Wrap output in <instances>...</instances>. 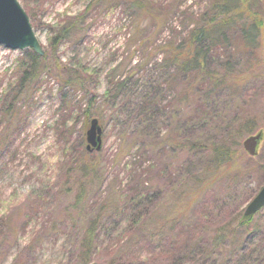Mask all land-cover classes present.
<instances>
[{
	"label": "rangeland",
	"instance_id": "obj_1",
	"mask_svg": "<svg viewBox=\"0 0 264 264\" xmlns=\"http://www.w3.org/2000/svg\"><path fill=\"white\" fill-rule=\"evenodd\" d=\"M17 1L48 56V70L41 74L33 93L17 103V122L4 136L6 125L0 120V141L7 140V146L0 154V215L20 219L19 213L23 212L24 217L19 223L27 230L20 241L35 243L33 256L25 261L21 258L18 264H70L77 233L86 226L100 203L105 199L114 200L117 206L120 203L117 209L122 212L129 208L128 197L135 192L143 191L150 201L146 208L147 224L155 214H171V219V216L182 213L183 219L176 221L186 226L190 217L200 209H210L222 203L229 204L230 213L242 214L250 197L264 182V140L257 147L255 158L240 146L242 153H237L235 158L238 172L225 174L227 178L218 176V183L204 190L197 201L184 196L185 192L191 191L192 175L204 164L209 146L221 140L235 119L249 115L259 120L264 116L262 65L257 69L256 77L246 74L244 66H238V73L245 75L242 89L231 94L220 91L214 104L203 105L202 113L198 112L203 108L202 96L199 97L198 93L187 98L177 112L179 92L185 91L186 86L197 91L194 83L199 82V78L193 76L173 83L167 75L163 77L158 70L154 72L158 76L155 80L168 90L165 102L161 103L166 112L158 121H154L151 113L149 116L153 120H146L145 113L142 122L136 112L124 111L126 107L119 102L124 96L135 101L133 91H122L115 101L110 97L111 87L119 80L124 79L131 87V81H127L131 73L137 83L145 80L149 73L139 69L142 62L161 58V54L154 58L152 49L185 38L196 16L208 5V0H139L149 11L142 19L139 17V21L127 7L129 0ZM255 1L256 4H251V11L257 13L263 25L259 58L264 65V4L261 0ZM90 4L94 6L90 7ZM81 13L85 15V21L79 35L63 40L53 48L50 39L55 30ZM30 51L0 47V96L6 85L18 78L19 67ZM53 60L63 65L79 63L83 71H87V76L83 75L86 80L69 84L68 75ZM135 63L138 64L136 68ZM91 99L94 105L90 113L101 116L104 123L101 126L102 148L90 155L99 166L103 181L84 207L73 211L70 207L72 195L64 192V171L76 157L75 144L78 145L82 137L85 146L83 134L88 124L84 128L83 112ZM185 136L205 145V151L191 152L172 147ZM243 168L250 174L242 178L247 174ZM231 175L238 179L231 183ZM254 218L264 224V208ZM115 223L124 225V219L112 216L111 220L101 223L98 248L91 264H106L113 257L111 252L103 249L113 240L119 239L118 246L124 240L129 244V239L121 231L115 233L112 229ZM210 228L207 225L205 236ZM189 237L173 233L167 236L178 247L175 255L185 254L181 247ZM134 246L122 250L124 255L121 256L127 259L120 261L121 264H171L166 255L150 256L149 245L139 238ZM13 255L14 251L5 264Z\"/></svg>",
	"mask_w": 264,
	"mask_h": 264
},
{
	"label": "trees",
	"instance_id": "obj_2",
	"mask_svg": "<svg viewBox=\"0 0 264 264\" xmlns=\"http://www.w3.org/2000/svg\"><path fill=\"white\" fill-rule=\"evenodd\" d=\"M208 2L206 8L196 16L185 38L179 42L169 41L168 45L163 47H155L152 49L154 58L159 54H161V58L154 61L149 58L144 64L142 62V67L138 66L140 70H146L149 73L145 80L137 83V79L133 80L134 73H131V76L127 77V81H131V87L124 79L117 81L111 87L112 101H115L124 90L133 91L136 95L135 101H129L127 100L129 98L124 96V100L119 102L126 107L124 111L128 112L131 109L136 112L142 122L145 113L146 120H153L149 116L151 113L154 121H158L166 112L161 103L165 102L168 90L155 80V78L158 79L157 73L154 75L156 70L162 73L163 77L167 75V79L173 83L180 79V82L184 81L189 76L199 78L197 80L199 82L194 83L197 91H193L192 86H186L185 91L179 92L177 112L184 106V101L195 93H198L199 97L202 96L201 105L203 106L204 104H214L220 91H228L230 94L240 91L245 80V75L238 73L237 67L240 65L247 69L246 74L256 77L257 69L261 65L264 68L262 59L259 58L263 25L257 13L251 11V4H256V1L208 0ZM127 3L131 14H134L138 21L139 17L142 19V16L148 15V7L142 1L129 0ZM92 6L94 5L90 4V7ZM84 21L85 15L81 13L70 19L68 23L60 25L50 39L51 46L55 48L61 41L78 36ZM47 60L46 53L40 57L30 51L26 60L19 67L18 78L9 82L2 91L0 120L6 125L3 136L5 133L11 132L17 122L19 115L17 103L33 93L36 86L39 85L41 74L48 70ZM54 60L58 62L56 57ZM136 65L138 64L135 63V68ZM57 66L68 75L69 84L78 83L77 80L80 83L87 78L83 76L84 74L87 76V71H83L79 63L69 62L63 65L59 62ZM140 85L141 87H138ZM175 85L173 89L177 87ZM127 86L130 88L128 89ZM136 90L139 92L138 94ZM93 105L94 100H88L83 112L84 128L92 118H96L100 126L104 125L101 116L93 112L90 113ZM202 109L204 106L198 112L202 113ZM169 113L175 114V112H167V114ZM261 118L256 120L254 117L245 115L235 119V123L227 128L221 140L209 146L204 164L196 174L192 175L191 191L185 192L184 197L190 196L188 197L190 200L197 201L204 190L208 189L210 185L218 183V176L229 172H238L239 168L235 165V158L237 153H242L240 150L242 138L260 131L262 133L260 144L264 140V116ZM189 121L190 119L185 123ZM187 132L188 130L184 131V135ZM6 142L7 140L0 141V154L2 149L7 146ZM75 146L77 158H72L64 171L66 178L64 192L72 195L70 207L73 211L78 210L81 206L83 208L94 194L95 188H99L103 181L99 166L92 160L91 154H88L84 149V138L82 137L78 145L76 143ZM203 146L205 145L185 136L172 147L178 150L200 152L205 151ZM248 174L250 173L247 171V174L242 178ZM222 177L227 178L226 175ZM231 179L232 183L238 178L231 175ZM39 192L41 194L43 189ZM128 201L129 208H124L122 212L117 209L120 203L117 206L114 200L105 199L100 203V207L87 221L86 226L77 233V243L69 259L70 264H91L93 262L98 248L101 223L104 220H111L112 216L124 219V225L115 223L112 229L115 233L121 231L124 237L129 239V244H126V240H124L122 245L118 246V239L115 242L113 240L107 247H103L106 252L113 254L106 264H121L120 261L127 259L121 256L124 255L122 250L135 247L134 243L137 238L149 245L150 256L166 255L171 264H264V224L256 221L255 215L245 219L243 211L242 214L239 212L230 213L229 204L222 203L214 205L215 207L210 209H200L192 216L193 218L190 217L191 220L186 226H181L176 221L183 219L182 213H177L176 217L171 216L170 219L169 212V215L155 214L153 218L148 217L151 221L147 224L145 222L147 219L146 208L150 201L145 197L143 191L133 193L128 197ZM174 212L176 213V210ZM19 214L22 219L24 213ZM20 219H11L10 216L0 215V264L7 263L8 256L12 251H14V255L8 264H18L21 258H24V261L29 260L35 252L33 241L29 240L25 243L20 241L21 235L27 230L25 225L19 223ZM207 225L211 226V231L205 236V232L208 231ZM172 233L190 235L187 240H184L185 243L181 247V252L185 253L181 255L182 257L175 255L178 247L167 238ZM145 258L148 259V257Z\"/></svg>",
	"mask_w": 264,
	"mask_h": 264
},
{
	"label": "water",
	"instance_id": "obj_3",
	"mask_svg": "<svg viewBox=\"0 0 264 264\" xmlns=\"http://www.w3.org/2000/svg\"><path fill=\"white\" fill-rule=\"evenodd\" d=\"M264 2V0H262ZM0 47L12 51L31 50L42 57L41 48L29 19L17 0H0ZM262 133L259 131L243 139L242 149L250 156L257 154ZM102 148V128L97 119L88 122L85 131V151L99 152ZM264 207V184L243 210V218L249 219Z\"/></svg>",
	"mask_w": 264,
	"mask_h": 264
},
{
	"label": "bare ground",
	"instance_id": "obj_4",
	"mask_svg": "<svg viewBox=\"0 0 264 264\" xmlns=\"http://www.w3.org/2000/svg\"><path fill=\"white\" fill-rule=\"evenodd\" d=\"M254 134H255V133H254ZM261 138H262V137H261ZM260 142H261V140H260ZM260 142H259V145H260ZM259 145H258V146H259Z\"/></svg>",
	"mask_w": 264,
	"mask_h": 264
}]
</instances>
